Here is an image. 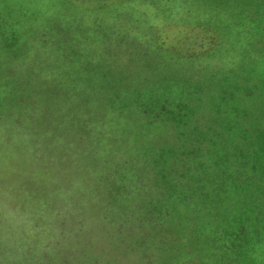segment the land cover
<instances>
[{
  "label": "rangeland",
  "instance_id": "374dc122",
  "mask_svg": "<svg viewBox=\"0 0 264 264\" xmlns=\"http://www.w3.org/2000/svg\"><path fill=\"white\" fill-rule=\"evenodd\" d=\"M245 1L0 0V264H207L237 224L210 264H264L262 160L241 191L225 160L264 136L218 95L264 117V0Z\"/></svg>",
  "mask_w": 264,
  "mask_h": 264
},
{
  "label": "trees",
  "instance_id": "16d2710c",
  "mask_svg": "<svg viewBox=\"0 0 264 264\" xmlns=\"http://www.w3.org/2000/svg\"><path fill=\"white\" fill-rule=\"evenodd\" d=\"M260 2H261V0H246L245 1V8L248 10V7L251 4H252V6H254V8H256V6L259 7V6H261ZM243 27H244V24L241 25V28L239 29V31H242ZM239 87H241V86H239ZM239 89L241 90V88H239ZM237 91H238V88L236 89L235 85L232 87H227V85L224 88L220 87L218 95H220L221 103L225 102V101H229L232 105L230 107H228L229 105L227 103L226 108L228 107L233 112L236 111L235 113L237 115L236 114L235 115L233 114V115L239 120V123L247 126L249 129L254 128V130L258 131L257 135L259 137H262V135L264 136V117H261V112L256 113V111H254V110L249 112L251 108L250 107L246 108L247 103L245 102V97H244V94H242V90H241V94H238ZM247 91L248 90H244L243 92L246 93ZM238 95H240V96L237 97ZM122 107L124 109L127 108V106H122ZM141 112H143V114L145 116L149 114V113L148 114L144 113V111H141ZM173 115H174V113H173ZM149 119H148V117H146V124L152 125V122H150ZM156 119H158L159 121L161 120V122L167 121V120H164V119H167L166 117L159 118L157 116ZM176 119H177L178 123H180L182 126H186L185 120L187 118L183 112H182V114H179V115L177 114ZM222 119L226 121V119L224 117ZM197 121H199V120H197ZM205 121H208V120H205ZM220 121H221V119H220ZM201 123L197 122V124H195V126L199 127ZM197 132L200 135L205 134L202 131H197ZM226 132L231 133V130H226ZM220 136H221V134H217V137H220ZM213 137L214 136L212 133H208L206 135L204 143L209 142V144H211L213 146L212 150L214 152L220 151V149H223V150H225V154H226L227 146L225 144H221V142H219V141H215V139H214V141H212ZM248 137H249V135H242V138H241L242 143L240 145H241V148L245 149V155L242 153H235V151H233V150H231L227 155H225L227 157L225 160L228 162V163H226L227 164V168H226L227 173H230L232 176L233 172H238V169H240V168H241V170L243 169L242 170V176H241V183L238 182L239 177H236L234 179H232L231 176L229 177V181L234 183V186H235L234 188L238 191H241V189H242L241 187H242L244 178H245V181L248 185L251 184V175H252L253 170L256 169V166H255L256 159H258V158L261 159L262 165L264 166V150H260V149L257 150L253 144L249 143ZM201 143L204 144L203 142H201ZM260 143L264 145V141H261ZM220 146H221V148H220ZM248 147H250L252 149L248 158L253 162V165H249V167L247 169H244V168L240 167L239 165L242 163V157L245 156L244 159L245 160L247 159V152H248L247 148ZM218 148H220V149H218ZM210 154L211 153H208V156ZM230 162H232L231 166H230ZM234 162H236V163H234ZM258 167H260V166H257V169H258ZM260 168L262 169V171L264 170V167H260ZM217 209L218 208H214V210L210 209L212 211H209L208 214L209 215L211 213L213 214V213H215V211L217 213V211H219ZM196 212H198V211H196ZM219 213L221 214L222 211H220ZM237 225H239V226L235 227V229L231 232H230V228H228L231 225L224 226L223 231H221L220 233L218 232V230L216 231L217 233L211 239L212 242H210V244H208V246L202 245V252H205V253L207 252V254H210V255L206 256L207 258H209L207 264H210L211 256L214 254V252H221L222 248L223 249L227 248V246L224 245L225 243H227V244L230 243V245H229L230 248L235 247L236 245L237 246L239 245V247L241 248L240 239L244 235L245 225L244 226H243V224L242 225L237 224ZM219 228H221V227H219ZM218 233L220 235H218ZM217 241H218V243H216ZM186 251L187 252H185V254H186V256L188 255V258H193V255H194V257L198 256L191 249L186 250ZM242 251L246 253V256H248L251 252V248L246 246L242 249ZM252 256H254V254ZM249 261H251V258H249Z\"/></svg>",
  "mask_w": 264,
  "mask_h": 264
}]
</instances>
